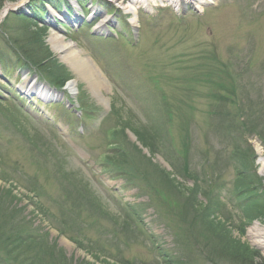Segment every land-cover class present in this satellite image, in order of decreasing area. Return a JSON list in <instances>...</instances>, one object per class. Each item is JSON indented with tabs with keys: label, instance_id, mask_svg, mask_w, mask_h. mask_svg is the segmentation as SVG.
Segmentation results:
<instances>
[{
	"label": "rangeland",
	"instance_id": "rangeland-1",
	"mask_svg": "<svg viewBox=\"0 0 264 264\" xmlns=\"http://www.w3.org/2000/svg\"><path fill=\"white\" fill-rule=\"evenodd\" d=\"M3 1L4 264H242L234 254L247 247L264 264L250 233L257 224L264 239V209L238 205L264 200V0H210L203 12L136 4L126 14L110 0H63L61 10L46 5L45 27L21 15L30 0ZM104 17L113 21L100 28ZM52 36L90 57L104 82L63 59ZM8 44L39 45L69 73L54 82L62 91L18 67ZM80 96L95 105L87 119L65 108ZM249 172L246 193L255 192L235 199L236 177ZM214 187L231 202L224 211Z\"/></svg>",
	"mask_w": 264,
	"mask_h": 264
},
{
	"label": "bare ground",
	"instance_id": "bare-ground-1",
	"mask_svg": "<svg viewBox=\"0 0 264 264\" xmlns=\"http://www.w3.org/2000/svg\"><path fill=\"white\" fill-rule=\"evenodd\" d=\"M110 1L112 2V5H116L118 7V10H120L124 13L125 12L129 13L131 7L135 4L145 6V5H150L152 2V0H110ZM161 1L167 3L168 5H170L172 7H186L189 5H191V6L196 5L197 8H199L200 10H203V7H204L201 4V2H199V0H161ZM8 7L9 6H7L6 8L3 9V14L8 10ZM112 21H113L112 19L104 17L102 19L99 27L101 28V27L105 26L107 23H110ZM136 25L138 26V24H136ZM49 39L50 40L52 39L53 46H54L56 52L60 53V54L65 52V54H62L63 59L68 60L69 59L68 57H70V61L73 63L75 68H77L79 71H81L84 74V76H86L88 79L95 78L98 80V78H99V80H102L104 82V79L100 76L99 71L96 69V67L92 63L90 57L82 56L81 50H79L77 48L71 49L72 44L65 43L64 40L60 39V37H58V36H56V37L52 36ZM73 84L74 83L71 82L68 85L70 87ZM261 163L264 165V158H261ZM251 230L252 231H250V233H251L252 238L254 239L255 243L264 248V239H259V235L261 234L260 231L262 229L259 228L258 225L256 224L254 227H252Z\"/></svg>",
	"mask_w": 264,
	"mask_h": 264
},
{
	"label": "trees",
	"instance_id": "trees-1",
	"mask_svg": "<svg viewBox=\"0 0 264 264\" xmlns=\"http://www.w3.org/2000/svg\"><path fill=\"white\" fill-rule=\"evenodd\" d=\"M4 2L3 0L0 2L2 3ZM2 6V4H0V7ZM16 45V44H15ZM39 46V45H38ZM35 47V48H31L30 46L28 47V49L26 48V50H23L21 47H18L16 45V49L13 50L16 54L17 57V63L22 65H30L32 67H35L38 71H43L42 74H44L46 77L50 78V80L54 83L56 82L58 85H62L66 80H67V74L69 73H65V71L62 69V67L59 69H56V66H54L51 63H48L47 60L45 59V57H50L47 53L43 52L42 50L39 49V47ZM37 48V51H36ZM52 57V56H51ZM0 58L2 60H4L6 57L0 54ZM46 61V62H45ZM54 61V60H53ZM7 74V73H6ZM84 99V96H82ZM85 103V101H84ZM123 130V128L121 129ZM119 130H116L115 132L112 133H116ZM126 153V152H125ZM125 153H119L122 155H125L128 157L129 154H125ZM262 205H259V207L264 209V201H260L258 202ZM193 209H196L195 206H193ZM250 212V210L248 211V213ZM254 215H251L250 217L253 218ZM249 217V214H248ZM42 249H40V251L38 250L37 256L40 257V255L43 253V247L40 246ZM225 254H229L231 252L223 250ZM9 254V253H8ZM220 254V251H219ZM222 254V252H221ZM233 254V253H232ZM238 255H241V257H237ZM222 256V255H221ZM258 256L260 257L259 259L261 260V255L259 254L258 251H254V250H250L249 247H247V250L244 251L243 253L240 252V254H234V257L236 260H238L239 262H242V264H263L262 262H258L256 260V258H258ZM0 264H4V258H1L0 255Z\"/></svg>",
	"mask_w": 264,
	"mask_h": 264
}]
</instances>
